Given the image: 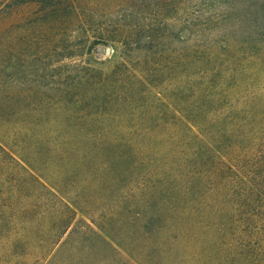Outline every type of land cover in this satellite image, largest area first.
Instances as JSON below:
<instances>
[{
    "label": "rangeland",
    "instance_id": "obj_1",
    "mask_svg": "<svg viewBox=\"0 0 264 264\" xmlns=\"http://www.w3.org/2000/svg\"><path fill=\"white\" fill-rule=\"evenodd\" d=\"M74 10L0 15V264H246L247 225L261 257L252 204L210 202L186 152L264 138V0Z\"/></svg>",
    "mask_w": 264,
    "mask_h": 264
},
{
    "label": "trees",
    "instance_id": "obj_2",
    "mask_svg": "<svg viewBox=\"0 0 264 264\" xmlns=\"http://www.w3.org/2000/svg\"><path fill=\"white\" fill-rule=\"evenodd\" d=\"M75 2L76 0H0V15L14 3H36L42 10L49 12H60L67 9L72 16V13L75 15ZM146 128L150 129V126ZM187 129L193 131L191 126ZM230 129L231 139L226 143L222 154L220 150H214L213 146L210 147L211 145L207 141L206 143H197L194 150L186 153L191 156L190 159L193 161V171L199 178L198 187L200 189L205 187V191L210 193V202H218V197L222 200V194L226 193L229 194L230 201H234L233 198H235L242 204H252L253 207L247 210L246 214L256 216L257 220L262 219L264 229V138H257L253 131L255 128L252 126L244 129L241 124H233ZM162 134L171 135L169 131H164ZM195 138L192 137L183 142L191 144L189 140ZM185 157L189 158L188 155ZM177 186L178 184L175 183L174 187L177 188ZM164 198L168 205L173 204L171 199ZM242 233L246 236L242 243L244 251H246L244 254L246 264H264V236L258 238L262 244V247H259L261 257H258L254 256L251 251L254 232L251 231L250 226H245ZM262 235H264V231ZM224 246L225 243H222L219 249H223Z\"/></svg>",
    "mask_w": 264,
    "mask_h": 264
}]
</instances>
